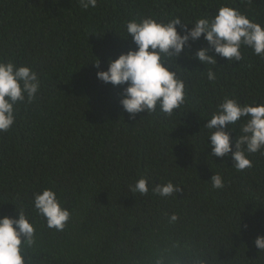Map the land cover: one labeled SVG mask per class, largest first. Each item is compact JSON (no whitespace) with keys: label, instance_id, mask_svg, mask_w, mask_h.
I'll list each match as a JSON object with an SVG mask.
<instances>
[{"label":"trees","instance_id":"1","mask_svg":"<svg viewBox=\"0 0 264 264\" xmlns=\"http://www.w3.org/2000/svg\"><path fill=\"white\" fill-rule=\"evenodd\" d=\"M223 2L98 0L82 9L79 0H0V60L30 65L40 79L36 98L15 105V124L0 132V216L23 210L36 228L26 264H264L255 246L264 236V155L248 154L252 168L237 172L230 154L211 157L202 127L225 96L264 102V60L248 49L241 61L217 55L204 65L195 53L206 42L190 41L193 56L177 60L185 103L171 117L157 108L130 118L119 103L126 85L96 75L136 47L126 21H191ZM227 3L264 24V0ZM214 172L224 188L212 189ZM141 177L181 191L133 195L129 185ZM44 188L72 213L63 231L34 211L33 193Z\"/></svg>","mask_w":264,"mask_h":264},{"label":"clouds","instance_id":"2","mask_svg":"<svg viewBox=\"0 0 264 264\" xmlns=\"http://www.w3.org/2000/svg\"><path fill=\"white\" fill-rule=\"evenodd\" d=\"M98 0H79L82 9L95 8ZM184 22V23H182ZM191 24V27L188 25ZM182 30H178L177 26ZM127 36H131L135 48L122 52L115 59L109 57L107 70H98L97 78L112 85H126L122 89L119 103L135 118L137 113L151 114L159 109L171 117L185 103V81L179 73L177 63L181 55L191 58L193 54L185 48L190 41L203 37L204 47L197 49L195 58L204 65H216L217 55L228 62L241 61L243 51L250 49L264 60V24L250 19L227 0L221 3L213 15L198 16L185 21L180 16L158 20L154 16L126 21ZM214 52L216 55H210ZM99 69V60L94 62ZM206 78L214 82L216 73L210 67ZM40 89L38 73L30 65H17L13 61L0 60V132H7L15 124L14 106L32 103ZM207 123V144L211 157L231 155L232 167L237 171L252 168L248 154L260 152L264 155V102L240 103L225 96L217 103ZM238 125L239 135L232 143L233 126ZM201 131V130H200ZM213 190L225 186L223 176L214 172L210 178ZM160 196H176L180 185L171 180L149 187L146 178L141 177L129 185V192L146 196L149 192ZM34 211L50 229L63 231L72 213L62 206L57 192L44 188L33 193ZM174 213L170 221H176ZM36 244V228L23 210L18 216H0V264H26L25 253ZM255 246L264 252V236H257Z\"/></svg>","mask_w":264,"mask_h":264}]
</instances>
